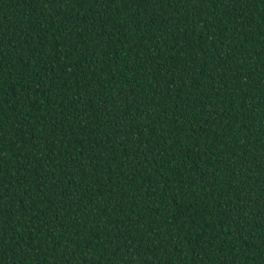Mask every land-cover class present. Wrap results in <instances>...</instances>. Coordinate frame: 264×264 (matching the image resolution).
Returning a JSON list of instances; mask_svg holds the SVG:
<instances>
[{"label":"trees","instance_id":"obj_1","mask_svg":"<svg viewBox=\"0 0 264 264\" xmlns=\"http://www.w3.org/2000/svg\"><path fill=\"white\" fill-rule=\"evenodd\" d=\"M0 264H264V0H0Z\"/></svg>","mask_w":264,"mask_h":264}]
</instances>
